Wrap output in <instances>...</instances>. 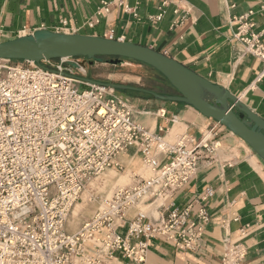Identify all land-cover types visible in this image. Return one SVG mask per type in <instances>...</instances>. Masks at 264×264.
I'll list each match as a JSON object with an SVG mask.
<instances>
[{"label": "built area", "instance_id": "obj_1", "mask_svg": "<svg viewBox=\"0 0 264 264\" xmlns=\"http://www.w3.org/2000/svg\"><path fill=\"white\" fill-rule=\"evenodd\" d=\"M153 1L160 3L158 14L149 18L153 23L163 21L170 5L178 14L185 2ZM103 4L109 12V3ZM248 19H239L236 39L244 53L261 61L263 79L264 44L249 33ZM76 62L0 61V264H147L150 243L159 238L179 251L202 254L211 222L204 203L213 189L182 211L166 201L196 176L203 160L213 159L214 131L200 141L183 134L169 144L136 121L127 99L78 78L87 76L81 68L70 72ZM130 149L142 155L152 176H136L133 185L106 196L90 194L88 201L97 203L94 215L68 232L82 196L106 172L121 170L118 158ZM146 200L159 204L158 218L139 212L129 219L128 212ZM248 233L242 228L240 240L224 239L221 264H247L242 239Z\"/></svg>", "mask_w": 264, "mask_h": 264}, {"label": "crops", "instance_id": "obj_2", "mask_svg": "<svg viewBox=\"0 0 264 264\" xmlns=\"http://www.w3.org/2000/svg\"><path fill=\"white\" fill-rule=\"evenodd\" d=\"M123 1L132 12L127 13L118 0H0V43L39 30L108 39L112 36L113 40L148 47L176 60L241 98L264 119V78L260 79L263 65L258 58L244 53L236 39L239 19L249 15L248 22L253 25L249 33L260 36L264 44V0H185L178 14L177 7L170 5L159 23L149 20L158 14L159 2ZM104 2L109 3V12H105ZM104 65L97 63L91 69ZM165 88L163 94H174L170 86ZM131 106L136 121L159 133L169 144L176 143L183 134L200 141L212 130L218 143L213 159L203 160L196 176L166 201V204L174 202L175 208L182 211L206 189H213L214 196L204 203L211 216L205 227L206 250L202 254L179 251L164 239H154L147 264H221L224 239L240 240L242 228H249L242 239L247 248L246 263L264 264L261 159L241 138L193 107L152 98H134ZM160 161L164 164L166 159L161 157ZM118 163L122 169L115 170L126 173L131 185L136 176L146 179L136 173L146 176L150 172L152 176L135 149L122 154ZM160 210L158 203L146 200L132 208L128 218L139 212L158 218Z\"/></svg>", "mask_w": 264, "mask_h": 264}, {"label": "water", "instance_id": "obj_3", "mask_svg": "<svg viewBox=\"0 0 264 264\" xmlns=\"http://www.w3.org/2000/svg\"><path fill=\"white\" fill-rule=\"evenodd\" d=\"M108 58V60H105ZM60 59H75L68 70L97 63L118 65L132 60L160 73L174 94L152 91L124 84L87 80L119 92H139L164 102L193 107L204 117L213 119L241 138L264 163V119L226 88L213 84L176 60L151 48L108 38L39 30L0 43V61H24L41 64Z\"/></svg>", "mask_w": 264, "mask_h": 264}, {"label": "rangeland", "instance_id": "obj_4", "mask_svg": "<svg viewBox=\"0 0 264 264\" xmlns=\"http://www.w3.org/2000/svg\"><path fill=\"white\" fill-rule=\"evenodd\" d=\"M87 71L86 78H78L84 80H93L96 82L130 85L146 89L160 95H163V91L166 89L165 87L169 88L166 83L163 84V81L158 80L161 78L157 75L159 73L156 70L145 65L123 62L118 65L106 64L104 66H97L94 69H91V66L88 65ZM155 77L159 78L156 79ZM85 89H87V87H81L80 91H83ZM115 95L127 99L130 105H132V99L134 98H150L149 95L136 92H128V94H123L115 91ZM214 142H216L215 139ZM125 175L126 173L117 172L115 169H111L106 172L105 175H103L100 179L94 181L93 184L88 188L84 196H82V199L73 209L67 222L68 232L72 233L77 231L78 229H80L84 222L88 221L94 215V212L97 208V203L95 201H88L90 194L106 196L111 194L117 187H126L131 185V178H126ZM136 175H141L142 177L147 179L151 174L149 172L146 176H144L143 173L139 172L136 173ZM142 210L146 211V208H143ZM74 213H76L77 215L74 216ZM125 233L126 229L120 230L121 235H124Z\"/></svg>", "mask_w": 264, "mask_h": 264}, {"label": "trees", "instance_id": "obj_5", "mask_svg": "<svg viewBox=\"0 0 264 264\" xmlns=\"http://www.w3.org/2000/svg\"><path fill=\"white\" fill-rule=\"evenodd\" d=\"M105 60H108V58H105ZM123 62H130V63H135V64H140V65H144V64H142V63H139V62H136V61H132V60H127V59H124V60H122V63ZM146 66V65H145ZM155 73V72H154ZM156 74V73H155ZM161 79H158L159 77H155L156 79H158L159 81H163V82H165V83H167L166 82V80L164 79V77L159 73V74H157ZM155 79V80H156ZM119 92V91H118ZM120 93H123V94H128V92H120Z\"/></svg>", "mask_w": 264, "mask_h": 264}, {"label": "flooded vegetation", "instance_id": "obj_6", "mask_svg": "<svg viewBox=\"0 0 264 264\" xmlns=\"http://www.w3.org/2000/svg\"><path fill=\"white\" fill-rule=\"evenodd\" d=\"M136 93H139V92H136ZM140 94H144V93H140ZM146 95V94H145Z\"/></svg>", "mask_w": 264, "mask_h": 264}, {"label": "bare ground", "instance_id": "obj_7", "mask_svg": "<svg viewBox=\"0 0 264 264\" xmlns=\"http://www.w3.org/2000/svg\"><path fill=\"white\" fill-rule=\"evenodd\" d=\"M76 214V213H75Z\"/></svg>", "mask_w": 264, "mask_h": 264}]
</instances>
